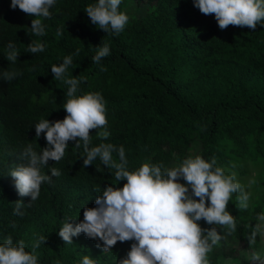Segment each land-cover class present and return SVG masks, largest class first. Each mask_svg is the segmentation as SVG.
<instances>
[{"label": "trees", "instance_id": "1", "mask_svg": "<svg viewBox=\"0 0 264 264\" xmlns=\"http://www.w3.org/2000/svg\"><path fill=\"white\" fill-rule=\"evenodd\" d=\"M97 2L56 0L51 18L42 19L46 35L35 37L29 29L35 17L11 9V0H0V243L11 235L14 242L23 239L31 252L33 241L43 235L47 241L36 250L38 264H79L84 255L96 264H118L134 242L103 253L98 241L83 233L72 244L58 236L66 218L83 220L84 207H95L104 187L126 183L116 181L114 170L98 158L83 167L82 149L73 141L60 162L42 168L44 174L51 175L50 167L62 174L42 184L40 197L21 209L23 217L13 214L15 202L28 204L31 198L18 195L10 169L26 163L20 157L29 143L38 153L47 147L43 134L36 137L34 125L41 118L54 122L67 115V86L54 79L51 66L72 55L66 76L83 78L77 95L100 92L106 102L111 135L102 141L92 130L91 146L122 145L129 170L143 162L172 167L189 155H201L215 157L226 173H237L252 193L253 208L240 212L233 196L228 211L236 216L237 230L208 259L220 264L226 256L239 257L250 247L245 224L255 227L256 214L264 211V27L221 30L214 15L201 14L192 0H121L119 10L137 16L125 12V29L110 35L98 30L84 11ZM32 39L45 43V51L28 53ZM10 42L19 53L14 63L5 58ZM105 43L110 55L93 63ZM5 70L21 74L9 82L3 79ZM113 158L118 161L117 153ZM252 180L256 183L249 186ZM259 245L258 240L255 248Z\"/></svg>", "mask_w": 264, "mask_h": 264}, {"label": "clouds", "instance_id": "2", "mask_svg": "<svg viewBox=\"0 0 264 264\" xmlns=\"http://www.w3.org/2000/svg\"><path fill=\"white\" fill-rule=\"evenodd\" d=\"M193 6L206 16L214 15L221 30L228 26L247 27L253 31L257 26L264 27V0H192ZM56 0H11V9L19 8L23 13L34 16L30 32L35 37L46 35L42 19H50ZM121 0H98L86 6L85 12L98 30L107 34L119 35L129 22V16L119 10ZM57 35H62L57 30ZM46 44L32 39L28 53L45 51ZM76 55L79 54L77 49ZM110 55L105 43L97 48L93 63ZM19 53L11 42L7 45L5 58L14 63ZM73 63L72 55L64 57L59 65L51 66L54 79L67 86L63 110L67 113L63 120L49 121L41 118L35 126L36 137L41 135L47 147L41 152L29 143L21 153L20 159L26 163L15 164L9 176L21 198L30 197L25 204L23 199L14 203V215L23 217L22 208L31 207L40 197L41 186L51 183L53 177L62 173L50 167L51 175L44 174L42 168L49 161L60 162L69 146L75 143L82 149L83 167L87 168L97 158L108 169L114 170L116 181H126L123 187L111 185L104 187L95 199V207H84L83 220L72 223L66 218L58 232L65 244H72L73 238L80 234L96 240L97 248L109 252L118 242L134 241L130 251L118 264H210L208 254L221 242L228 243V237L237 230L236 216L228 211V205L235 195L236 207L240 212L253 208L252 193L237 180V173H226L217 166V159L206 160L201 155H189L182 162L166 167L162 162H143L135 170H129L125 149L112 143L91 146V132L102 141L111 133L108 129L106 102L100 92L77 95L81 77L66 76ZM101 67V71H104ZM21 73L5 70L3 79L12 81ZM117 153L118 161L113 158ZM183 180L185 183H180ZM256 181L249 182L255 184ZM198 198V199H197ZM210 202V203H209ZM255 227L245 224V238L254 248L258 240L260 251L252 250L247 259L249 264H264V211L256 214ZM199 221L211 226L202 228ZM218 229L223 230V235ZM47 237L41 235L26 251L23 239L14 242L8 235L0 243V264H38L36 250L45 244ZM102 242V243H100ZM55 264H61L57 260ZM79 264H96V260L84 255Z\"/></svg>", "mask_w": 264, "mask_h": 264}, {"label": "rangeland", "instance_id": "3", "mask_svg": "<svg viewBox=\"0 0 264 264\" xmlns=\"http://www.w3.org/2000/svg\"><path fill=\"white\" fill-rule=\"evenodd\" d=\"M126 1V0H125ZM125 12L126 13H128L129 15H135V16H137V12L135 11H133V10H127L126 8H125ZM179 182H182V180H180ZM229 238V237H228ZM133 242H131V244H132ZM118 245H121L122 246V242H118L117 243ZM131 244H129V246H127V249L128 250H130V248H131ZM120 246V247H121ZM233 247H235V244H233V245H228V249H232ZM227 248V247H226ZM252 250H255V251H260L261 250V245H259L258 247H256L255 248V246H254V248H252V249H250V247L249 248H246V249H243L241 252H240V256L239 257H234V256H232V255H230V256H226L221 262H220V264H249V261H248V259H247V257H248V255L250 254V252L252 251Z\"/></svg>", "mask_w": 264, "mask_h": 264}]
</instances>
